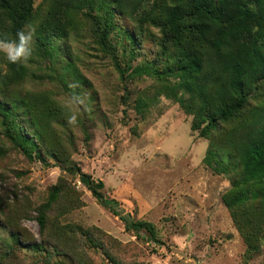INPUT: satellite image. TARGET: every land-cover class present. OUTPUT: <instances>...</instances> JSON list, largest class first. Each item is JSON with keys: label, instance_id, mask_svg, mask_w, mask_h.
<instances>
[{"label": "trees", "instance_id": "obj_1", "mask_svg": "<svg viewBox=\"0 0 264 264\" xmlns=\"http://www.w3.org/2000/svg\"><path fill=\"white\" fill-rule=\"evenodd\" d=\"M30 27L35 58L16 64L1 59L0 76V124L26 158L46 165L41 154L50 148L60 159L53 124L71 130L52 91L17 94L12 86L32 74L40 84L51 79L67 86L72 98L90 102L94 96L76 63L80 58L67 49V41L87 29L121 78L160 83L161 92L192 115L191 130L210 142L205 165L231 174L222 200L244 241L254 246L250 237L256 236L246 226L264 230V0H0V39L15 40ZM34 64H40L38 76ZM148 101L138 97V109ZM79 179L100 197L101 182L85 173ZM63 195L54 185L34 208L39 240H22L20 226L0 221V264H69L61 259L68 256L64 248L44 233ZM122 220L126 228L153 234L148 223Z\"/></svg>", "mask_w": 264, "mask_h": 264}, {"label": "rangeland", "instance_id": "obj_2", "mask_svg": "<svg viewBox=\"0 0 264 264\" xmlns=\"http://www.w3.org/2000/svg\"><path fill=\"white\" fill-rule=\"evenodd\" d=\"M30 47L34 52L33 37ZM67 49L79 56L76 63L94 98L80 104L67 86L51 79L40 84L32 74L12 86L17 94L52 91L67 112L64 121L71 131L53 124L52 142L64 155L57 159L44 148L45 165L26 158L0 124V198L5 200L0 221L20 226L22 240H39L34 208L52 186L60 185L64 195L44 233L64 248L69 257L61 259L69 264H264V230L246 226L256 236L250 237L255 244L249 247L236 229L222 200L231 174L205 165L210 142L191 130L192 115L167 98L160 83L121 78L87 29L71 37ZM4 58L0 52V76ZM39 65L32 66L36 76ZM138 97L149 99L141 109ZM72 115L75 123H69ZM80 173L102 183L100 197L81 183ZM124 218L152 225L153 234L126 228ZM101 248L109 251L110 260Z\"/></svg>", "mask_w": 264, "mask_h": 264}, {"label": "clouds", "instance_id": "obj_3", "mask_svg": "<svg viewBox=\"0 0 264 264\" xmlns=\"http://www.w3.org/2000/svg\"><path fill=\"white\" fill-rule=\"evenodd\" d=\"M16 37L15 40L0 39V52L4 53L7 61L12 64L23 62L32 55V49L30 47L32 32L21 30L17 32ZM73 99L80 104L84 103L83 99L79 97H74ZM76 119V116L72 115L69 118V123H75Z\"/></svg>", "mask_w": 264, "mask_h": 264}]
</instances>
